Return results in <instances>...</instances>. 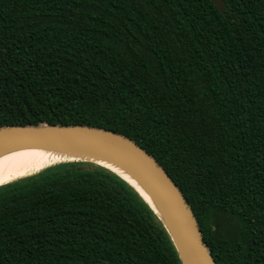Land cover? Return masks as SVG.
I'll use <instances>...</instances> for the list:
<instances>
[{"label": "trees", "instance_id": "obj_1", "mask_svg": "<svg viewBox=\"0 0 264 264\" xmlns=\"http://www.w3.org/2000/svg\"><path fill=\"white\" fill-rule=\"evenodd\" d=\"M0 0V128L133 140L216 264H264V0ZM0 264H182L124 179L63 162L0 186Z\"/></svg>", "mask_w": 264, "mask_h": 264}, {"label": "water", "instance_id": "obj_2", "mask_svg": "<svg viewBox=\"0 0 264 264\" xmlns=\"http://www.w3.org/2000/svg\"><path fill=\"white\" fill-rule=\"evenodd\" d=\"M211 1L220 11L224 10V0ZM26 146L84 152L104 157L121 165L132 173L147 196L119 173L106 166L85 159L72 160L103 166L133 187L163 224L182 264H216L211 251L203 241L198 221L182 191L157 160L133 140L109 130L83 125L40 124L0 128V152Z\"/></svg>", "mask_w": 264, "mask_h": 264}, {"label": "bare ground", "instance_id": "obj_3", "mask_svg": "<svg viewBox=\"0 0 264 264\" xmlns=\"http://www.w3.org/2000/svg\"><path fill=\"white\" fill-rule=\"evenodd\" d=\"M76 159L90 160L112 169L147 196L141 184L129 170L109 159L84 152L39 146L16 147L0 152V186L34 174L56 163Z\"/></svg>", "mask_w": 264, "mask_h": 264}]
</instances>
